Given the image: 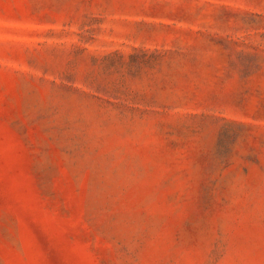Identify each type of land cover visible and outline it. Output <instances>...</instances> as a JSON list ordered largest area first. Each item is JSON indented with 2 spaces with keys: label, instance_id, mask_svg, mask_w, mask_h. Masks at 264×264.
Instances as JSON below:
<instances>
[{
  "label": "rangeland",
  "instance_id": "1",
  "mask_svg": "<svg viewBox=\"0 0 264 264\" xmlns=\"http://www.w3.org/2000/svg\"><path fill=\"white\" fill-rule=\"evenodd\" d=\"M0 264H264V0H0Z\"/></svg>",
  "mask_w": 264,
  "mask_h": 264
}]
</instances>
